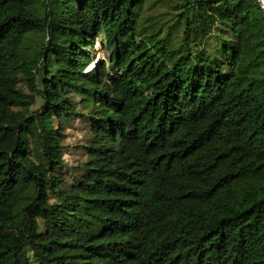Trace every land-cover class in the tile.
Wrapping results in <instances>:
<instances>
[{
	"label": "trees",
	"instance_id": "obj_1",
	"mask_svg": "<svg viewBox=\"0 0 264 264\" xmlns=\"http://www.w3.org/2000/svg\"><path fill=\"white\" fill-rule=\"evenodd\" d=\"M0 264H264L256 0H0Z\"/></svg>",
	"mask_w": 264,
	"mask_h": 264
},
{
	"label": "rangeland",
	"instance_id": "obj_2",
	"mask_svg": "<svg viewBox=\"0 0 264 264\" xmlns=\"http://www.w3.org/2000/svg\"><path fill=\"white\" fill-rule=\"evenodd\" d=\"M108 54L102 49L99 40L95 44V52L93 58L96 62L105 61ZM94 67V65L92 66ZM91 67V68H92ZM87 132L84 130V126L80 122H75L72 126H69L66 130V137L64 144L70 150L65 156V162L68 168L73 171L75 167L86 160L83 146L87 139Z\"/></svg>",
	"mask_w": 264,
	"mask_h": 264
},
{
	"label": "water",
	"instance_id": "obj_3",
	"mask_svg": "<svg viewBox=\"0 0 264 264\" xmlns=\"http://www.w3.org/2000/svg\"><path fill=\"white\" fill-rule=\"evenodd\" d=\"M256 1L264 12V0H256Z\"/></svg>",
	"mask_w": 264,
	"mask_h": 264
}]
</instances>
